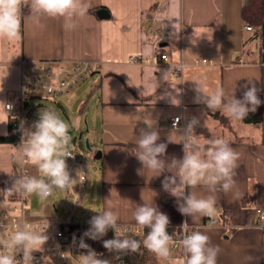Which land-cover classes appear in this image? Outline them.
I'll list each match as a JSON object with an SVG mask.
<instances>
[{"label":"crops","instance_id":"crops-1","mask_svg":"<svg viewBox=\"0 0 264 264\" xmlns=\"http://www.w3.org/2000/svg\"><path fill=\"white\" fill-rule=\"evenodd\" d=\"M85 2L90 5L89 13L77 19L72 31L65 30L62 19L41 17L37 21L25 7L21 38L0 40V100H16L23 73L36 72L41 61L90 62L94 70L86 78L93 76L98 114L94 125L98 138L91 151L94 159L98 151L105 158L97 164L101 180L95 196L101 200L94 212L102 211L111 200L120 216L119 225L134 228H138L132 220L136 205L153 201L163 212L164 201L173 197L162 187L164 176L170 173L153 177L130 152L140 129L154 126L160 136L157 143L167 144L164 158L179 159L183 146L169 139L178 141L181 133L171 121L178 116L185 123L197 118L200 123L195 131L201 139H226L240 159L232 191L216 193L218 223L191 219L190 229L205 231L211 243L219 246L217 264H264V109L261 122L246 124L195 102V81L210 88L219 84L227 96L234 92L242 99L248 80L261 89L258 96L263 101L264 64L259 58L260 40L255 38L259 29H246L242 19L247 0H181L175 35L174 20L163 21L165 28L160 22L169 0ZM103 9L107 17L99 15ZM177 50L181 52L179 62L173 59ZM162 54L169 56L167 63L161 60ZM133 56L142 60L133 62ZM219 113L227 117L224 123ZM0 121H8L0 123V137L6 136L11 126L9 113L0 111ZM20 152L0 142V183L12 180ZM76 179L78 188L79 173ZM253 188L257 197L245 207L243 200ZM197 192L208 195L203 188ZM151 262L166 264L158 259Z\"/></svg>","mask_w":264,"mask_h":264},{"label":"clouds","instance_id":"clouds-1","mask_svg":"<svg viewBox=\"0 0 264 264\" xmlns=\"http://www.w3.org/2000/svg\"><path fill=\"white\" fill-rule=\"evenodd\" d=\"M25 7L37 21L41 17L62 19L66 31L75 30L77 19L87 15L90 10V5L85 0H0V40L14 42L21 38ZM162 16L160 22L163 28L167 26L163 21L174 20L173 35L178 33L181 0H169ZM173 59L180 61L179 50L173 54ZM195 83V102L203 103L211 112H223L229 118L243 121L249 113H254L264 103L258 96L261 89L256 87L253 80H248L243 86L245 91L242 99H237L234 92L227 96L219 84L210 88L201 81ZM2 90L0 87V91ZM12 107V104L0 100V111L10 114ZM38 115L39 119L34 121L31 127L26 128L23 121L19 126V148L23 159L34 167L38 174L15 178L12 187L2 191L5 195H11L15 191L25 196L35 194L41 200H46L54 191L72 190L75 185L76 179L70 174L67 164V159L73 156L68 150L72 141L69 134L72 125L52 109H41ZM199 123V120L193 117L182 129L173 125V128L181 133L180 139L169 141L182 144V158H164L167 144L157 143L160 136L154 126H148V130L140 129L136 146L130 152L142 164L143 170L147 169L154 174L153 177L170 173L164 176L162 187L176 199L177 210L181 215L193 220H214L218 203L216 193L227 194L234 188L240 154L224 138L211 136L201 139L195 131ZM198 188L205 189L208 195L198 194ZM114 208L115 205L108 200L106 207L91 217L88 222L90 227L83 236L98 240L112 230L113 238L103 240V247L110 253H135L144 248L158 260L175 264L172 255L174 237L168 231L170 219L167 214L159 211L153 201L136 205L132 211L135 226L141 232L148 230L141 239H136L135 234L132 237L122 235L118 223L120 216ZM180 229L183 235L179 240V247L182 249L183 258L179 264H217L220 248L211 243L205 231L189 230L187 220L181 224ZM48 239L46 231H38L28 223L23 224L6 240H0V264H33V253L42 251ZM79 247L86 250V253L79 255V264H110L108 259L100 258V254L91 249L83 238Z\"/></svg>","mask_w":264,"mask_h":264},{"label":"built area","instance_id":"built-area-1","mask_svg":"<svg viewBox=\"0 0 264 264\" xmlns=\"http://www.w3.org/2000/svg\"><path fill=\"white\" fill-rule=\"evenodd\" d=\"M246 29L251 30L252 27L246 25ZM141 60V56H133L131 58L133 62H139ZM161 60L167 63L169 61V56L167 54H162ZM147 61L151 62L152 60ZM93 70L94 67L90 62L68 63L57 60L39 62L36 72L26 70L22 76L19 97L16 100L8 102L13 105L11 113L9 114L12 133L21 134L19 126L21 122L25 120L26 102L35 97L39 98L46 96L48 98H54L66 96L80 85ZM171 123L172 126L175 124L181 129L186 125L184 118L181 116L173 118ZM68 150L73 156L67 159V164L71 166L73 164H79L80 172L78 189L75 190L73 188L72 190H66L67 196L75 208L66 222L56 225L54 223H32L27 221L24 215L25 204L30 198V195L25 196L15 191H13L11 195H5L2 193L4 189L0 187V240H6L11 233L16 231L19 227H22L25 223L32 225V227L38 231H46V234L49 236L43 250L33 253V264H79V255L86 253L80 251L79 239L83 238L92 241V239L83 236L86 231L83 222L74 220L77 206L82 202L86 194V181L88 179L86 167L88 162L84 160L82 154L77 150L75 145H70ZM33 169L34 167L26 163L23 159L22 152H20L19 177L23 175H33ZM68 169L70 172V166H68ZM11 187L12 186H9L7 188ZM209 223L211 225H216L218 223L217 216H215L214 220H209ZM74 225H79V227L74 228ZM120 231L122 235L126 237H131L133 234L136 236L143 235V232H141L139 228H134L129 225H120ZM182 235L183 233L174 240V247L172 249L174 253L180 250L179 240ZM91 249L93 248L91 247ZM99 254L101 258L102 253ZM172 255L175 264H179V261L183 258V252L181 255ZM165 263L167 264L166 261Z\"/></svg>","mask_w":264,"mask_h":264},{"label":"rangeland","instance_id":"rangeland-1","mask_svg":"<svg viewBox=\"0 0 264 264\" xmlns=\"http://www.w3.org/2000/svg\"><path fill=\"white\" fill-rule=\"evenodd\" d=\"M92 78L93 76L86 78L66 96L54 98L43 96L29 100L25 109L24 120L26 128L31 127L33 122L39 119L38 113L41 109H52L70 125L76 127L75 135L77 140L74 145L82 154L84 160L88 162L86 167L88 172L86 194L82 202L77 206V212L74 216V220L80 222H83L96 209L97 202L99 203L101 200V196L99 198L95 196L96 188L101 180V174H98L97 167L100 160L94 159V153L87 148V140H89L90 145H94L95 139L97 140L98 138V134L94 132L98 114L96 112V97L92 94L94 86ZM38 104L44 106L39 107ZM82 108H85V110ZM234 138L237 139V136ZM238 138H241V136H238ZM15 151L17 152L18 149L15 148ZM19 164L17 165L18 169ZM68 166H70V174L76 179L80 171L79 164ZM37 174V170L34 168L33 175ZM77 181L76 179L73 187L75 190L78 189ZM74 210V205L68 198L66 190H56L46 200H41L35 194L30 195L25 204L24 215L25 219L32 223H54L59 225L66 222Z\"/></svg>","mask_w":264,"mask_h":264},{"label":"trees","instance_id":"trees-1","mask_svg":"<svg viewBox=\"0 0 264 264\" xmlns=\"http://www.w3.org/2000/svg\"><path fill=\"white\" fill-rule=\"evenodd\" d=\"M242 19L246 25L259 29L258 34L257 36H255V38H259L260 40V57L259 58H260V62L264 64V0H247V4L242 9ZM262 102H264V85H263V101ZM27 105H28V102H26L25 106L27 107ZM58 105L61 107L60 104ZM38 106L40 107L44 105L38 104ZM82 109L85 110V108H82ZM263 109H264V103H262L254 113H249V115L243 120V122L246 124H254V123L261 122ZM217 116L220 119L221 123H224V120L227 118L223 113L221 114L219 113L217 114ZM75 131H76V127L72 126L69 132L70 135L73 134L70 145H74L77 140ZM20 141H21V134L20 133L13 134L11 126H10L9 133L6 136L0 137L1 143L11 144L16 149H20L19 148ZM101 161H105V158L102 157ZM18 177H19V169H18V166L16 165V162H14L12 180L8 182L0 183V187L3 189H6L7 187L12 186L15 178H18ZM251 192L252 193L246 198H244L243 200V205L245 207L249 205L250 201L255 200L257 197L256 188H253ZM163 213L167 214L170 219V225L168 227V231L171 235H173L174 240L177 239L178 236L182 234L180 226L184 221L187 220L188 225L189 226L191 225V218L181 215L179 211L177 210V201L174 197L168 198L164 201ZM93 215H96V213L95 212L90 213L88 217H86L85 220L83 221V224L86 230H88L90 227V224L88 222ZM73 227L78 228L79 225H74ZM147 231H148L147 229H144L143 235H146ZM113 236H114V232L112 230H109L107 235L101 239L92 240V241L83 239V241L87 243L90 247H92L93 250H95L98 254L102 253L101 258L108 259L110 261V264H152L151 260L157 259L154 254L149 253L144 248H141L139 251L135 253H132V252H128V253L111 252L110 253L107 249L103 247V240L111 239L113 238ZM135 238L141 239L142 235L136 236ZM80 241L81 239H79V243ZM79 249L82 252H86L85 249H81L80 247ZM172 254L181 255L182 249L180 248V250L177 251L176 253L172 251Z\"/></svg>","mask_w":264,"mask_h":264},{"label":"water","instance_id":"water-1","mask_svg":"<svg viewBox=\"0 0 264 264\" xmlns=\"http://www.w3.org/2000/svg\"><path fill=\"white\" fill-rule=\"evenodd\" d=\"M99 15H100L101 17H107V16L109 15V13H108L107 10L103 9V10H101V11L99 12ZM87 148H88L89 150H91V145H90L89 140H87ZM95 159H96V160H101V159H102V151H98V152L95 154Z\"/></svg>","mask_w":264,"mask_h":264}]
</instances>
